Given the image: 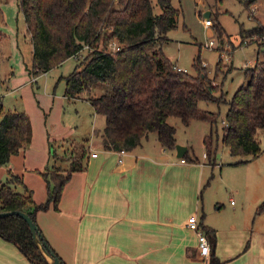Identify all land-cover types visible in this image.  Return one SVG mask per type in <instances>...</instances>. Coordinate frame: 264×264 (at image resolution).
Instances as JSON below:
<instances>
[{"label": "trees", "instance_id": "16d2710c", "mask_svg": "<svg viewBox=\"0 0 264 264\" xmlns=\"http://www.w3.org/2000/svg\"><path fill=\"white\" fill-rule=\"evenodd\" d=\"M0 0V43L6 39L1 28L5 16ZM257 0H245L247 6ZM20 12L28 27L32 44V65H26L31 75L48 73L67 59L80 58L85 48L89 53L74 71L64 78V97L76 101L89 95L88 101L98 115L105 116L103 146L106 150L132 151L150 133H156L160 144L175 149L176 128L168 123L177 117L188 125L191 120L208 122L213 128L218 115L199 108L201 101L227 104L223 144L235 157L247 160L259 158L263 149L257 138L264 131V61L248 69L246 83L230 101L215 95L217 88L195 60L197 76L178 71L163 51L167 34L177 28L180 10L171 0H18ZM155 2L160 13L155 12ZM219 38L223 28L214 25ZM244 36V34H243ZM264 36L257 27L244 37ZM116 45V48H111ZM221 62L218 63V66ZM105 85L106 92L91 96L93 88ZM47 118V114H45ZM32 124L25 112L4 111L0 101V168L10 165L11 157L25 151L31 144ZM211 156V137L205 138ZM54 163L40 172L47 182L48 198L36 203L33 192L22 177L8 170V180L0 186V213L21 211L37 225L49 254L66 264L45 239L37 221L39 211L59 210L62 193L72 173L86 168L89 150L82 147L71 156H59L52 148ZM189 159L185 155V160ZM70 162V169L57 164ZM24 191H17L16 187ZM263 206L259 211H262ZM203 230L215 246L217 232ZM0 237L13 243L32 264H49L36 246L28 224L18 216L0 217ZM210 264H221L214 255Z\"/></svg>", "mask_w": 264, "mask_h": 264}, {"label": "rangeland", "instance_id": "374dc122", "mask_svg": "<svg viewBox=\"0 0 264 264\" xmlns=\"http://www.w3.org/2000/svg\"><path fill=\"white\" fill-rule=\"evenodd\" d=\"M171 3L181 13L177 28L166 36L165 55L176 67L192 76L198 74L194 63L200 58L199 66L206 68L208 78L217 88L215 95L230 101L246 83L247 70L258 61H264V36L244 37L259 26L264 28V0H257L250 6L245 0H171ZM154 6L155 12L160 13L156 2ZM1 9L5 16L1 31L6 36L0 43V101L4 111L30 113L36 121L39 110L44 109L50 117L53 133L61 136L51 148L66 156L77 154L98 134L104 133L106 127L103 115H98L93 126L95 116L89 95L84 94L82 99L74 102L64 97V78L81 63L89 49L85 48L80 58H69L48 73L33 76L26 69V65H32L33 48L19 2L7 0L1 4ZM206 12H210L208 17L204 16ZM217 24L224 30L222 39L214 26ZM111 48L115 49L116 45ZM106 90L105 85H98L90 95L99 97ZM199 108L218 115L213 128L201 120H191L185 125L177 117L168 119V123L176 128L178 144L189 146L190 157L199 159L206 166V180L195 213L200 222L217 230L216 248L223 255L250 245V234L246 238L250 228L251 231L256 229L258 235L253 242L260 245L264 237V131L259 130L257 134L262 155L238 164L247 158L232 156L222 142L228 105L201 101ZM206 134L212 142L210 160L216 159V164L204 159L208 153L204 143ZM149 136L151 140L157 134L150 133ZM57 164L61 170L70 169V162L59 161ZM8 170L0 168V186L7 182Z\"/></svg>", "mask_w": 264, "mask_h": 264}, {"label": "crops", "instance_id": "0c3cea01", "mask_svg": "<svg viewBox=\"0 0 264 264\" xmlns=\"http://www.w3.org/2000/svg\"><path fill=\"white\" fill-rule=\"evenodd\" d=\"M93 112L94 126L99 116ZM45 114L40 109L35 121L28 113L31 144L12 156L6 167L22 177L36 203L48 198L47 182L40 172L54 163L51 146L61 139L53 133ZM85 148L89 150L86 168L72 173L59 210L50 208L36 215L45 239L66 264H210L213 255L221 264H264V237L260 245L254 244L255 228L247 231L251 244L244 250L223 255L212 244L210 259L198 256V238L187 222L196 215L206 166L190 157L189 146V159L185 160L186 154L177 158L175 149H166L157 136L151 140L148 136L136 149L120 154L104 148L102 133ZM96 152L98 156L93 158ZM210 163L216 164V159ZM16 189L24 191L21 186ZM200 225L214 229L203 222ZM0 264L32 263L13 243L0 237Z\"/></svg>", "mask_w": 264, "mask_h": 264}, {"label": "water", "instance_id": "95a60500", "mask_svg": "<svg viewBox=\"0 0 264 264\" xmlns=\"http://www.w3.org/2000/svg\"><path fill=\"white\" fill-rule=\"evenodd\" d=\"M209 15H210V12H206L204 16L208 17ZM175 150L177 153V158H183V156L187 152V147L176 144ZM7 216H18L22 218L28 224L36 246L41 251V253L45 256L48 263L49 264H61L58 257H56L53 254H49L47 252L45 244L42 243V235L41 233H39L36 223L26 213L21 212V211H10V212L0 213V217H7Z\"/></svg>", "mask_w": 264, "mask_h": 264}, {"label": "built area", "instance_id": "2783aa9c", "mask_svg": "<svg viewBox=\"0 0 264 264\" xmlns=\"http://www.w3.org/2000/svg\"><path fill=\"white\" fill-rule=\"evenodd\" d=\"M212 45V43L210 44ZM178 71H182L180 68L176 67ZM127 151L122 150L119 151L120 154H126ZM98 156L97 152L92 154L93 158H96ZM207 154L204 155V158H207ZM182 162H185L183 159ZM187 228L191 231H193L198 238V248H197V254L199 257H201L203 260H208L211 257L212 248H211V241L205 231L202 229V226L200 225V221L197 217V215H192L187 222Z\"/></svg>", "mask_w": 264, "mask_h": 264}]
</instances>
